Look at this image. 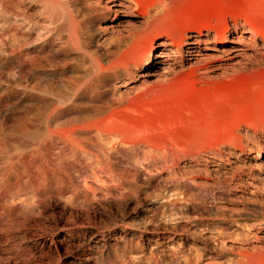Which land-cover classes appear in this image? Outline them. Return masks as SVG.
<instances>
[{
  "label": "bare ground",
  "instance_id": "6f19581e",
  "mask_svg": "<svg viewBox=\"0 0 264 264\" xmlns=\"http://www.w3.org/2000/svg\"><path fill=\"white\" fill-rule=\"evenodd\" d=\"M96 1L101 10L86 0H0V79L6 83L0 91L18 93L21 105L36 109L34 127L26 117L9 125L15 119L10 103H1L0 264L102 261L109 249L106 234L91 232L86 240L83 227L106 197L136 189L138 175L126 166L124 153L146 155L148 171L167 169L175 182L169 197L191 203L185 210L173 207L184 218L191 209L205 208L200 192L206 188L225 186L228 197L252 202L253 209L261 206L254 201L264 203V129L257 133L246 120L225 134L212 124L209 133L194 138L191 152L175 159L167 145L153 144L151 137L147 141V126L129 116L176 92L183 78L202 83L264 65V32L256 33L247 20L248 27L234 26L215 40L210 25L194 30L175 21L184 14L180 3L185 0ZM104 9L118 25L109 48L97 45L94 35ZM229 42L234 45L228 47ZM136 71L139 83L127 89L126 97L115 98L111 84ZM224 137L232 143L223 142ZM251 153L255 155L249 157ZM65 195L69 202L85 203L65 204L57 214L53 207ZM255 231L261 240L247 246L251 252L245 257L247 264H264V225ZM75 235L71 249L67 242ZM140 246L138 242L135 249Z\"/></svg>",
  "mask_w": 264,
  "mask_h": 264
},
{
  "label": "rangeland",
  "instance_id": "374dc122",
  "mask_svg": "<svg viewBox=\"0 0 264 264\" xmlns=\"http://www.w3.org/2000/svg\"><path fill=\"white\" fill-rule=\"evenodd\" d=\"M86 4L90 7H101L96 0H86ZM180 8L184 10V14L175 18L176 22L189 23L194 30L210 25L215 40L221 39L228 30L233 31L234 26L248 27L247 20L253 22L256 33L264 32V0H185L180 3ZM157 10H153L152 13ZM104 12V17L96 22L94 35L97 45L109 48L117 37L118 25L112 12L107 9H104ZM183 31L182 28L181 32ZM235 35L236 33H232L233 39H236ZM19 36V34L14 35V37ZM5 40L10 43L12 37L6 36ZM262 41L264 38L260 39V42ZM232 45L233 42L227 44L228 47ZM145 47V44L141 45L139 53ZM4 79V77L0 79V82H3L0 83V88L6 85ZM190 81L188 78L181 79L175 85L176 92L172 91V94L169 92L129 114L135 122L138 121L136 123L147 126L148 131L144 135L148 137H146L147 141H151L149 138L151 137L153 144L161 143V146L165 144V147L167 145V148L175 152L176 159L177 156L182 157L187 150L191 152L197 140L194 141V138L209 133L212 124L222 128L225 134L236 132L239 126L246 125V120L253 123L249 126L257 133L264 129V116H262L264 115V65L251 72L240 71L227 78H217L202 83ZM136 83H139L137 71L132 76H123L115 80L110 86L111 92L115 98L121 99L127 96V89L137 85ZM19 95L8 89L0 91V108L1 103L7 100L15 118L9 121V125H13L16 119L23 121L26 117L29 127L32 128L36 124V109L32 105H21L18 102ZM261 116V122L257 121ZM2 119L3 115L0 114V121ZM198 130H202L201 133ZM224 139L223 142L232 143L230 137L228 138L230 142L227 137ZM221 142L217 141L215 147ZM180 143L185 144L184 147L187 148L180 149L179 146H182L179 145ZM188 147L191 148L190 151ZM124 155L126 166L138 175L136 189L119 191L116 196L106 197L102 205L98 206L96 214L93 213L91 223L83 227L88 231L86 240L91 237V232H104L106 234L104 242L109 248L106 249L107 254L105 253L102 261L92 259L89 264L248 263L245 253L251 251L247 246L261 240L259 233H256L257 235L254 233L257 226L264 225V203L254 201V204L261 206L253 209L252 202L241 197H228L225 186L206 188L200 192L205 208L202 211L191 209L188 218H184L181 214H175L173 207L185 210L184 206L189 207L191 203L180 201L176 196L169 197L167 191L175 182L168 177L167 169L148 171L145 168L146 155L140 153L134 158L126 153ZM253 155L255 153H251L249 157ZM243 157H246V154H243ZM80 160L82 162L80 167L85 166V159L81 156ZM247 161L251 162V158H247ZM145 195L150 197L146 199ZM69 196L65 195L55 204L53 208L57 214L62 211V206L65 204L71 208L76 204L85 203L83 199L69 202L66 200ZM139 199L142 203H138ZM21 209L27 210L25 207ZM192 219L201 221L199 227L194 225ZM75 237L77 238L78 235L67 242L71 249L75 248L77 240ZM46 241L49 243L48 240ZM138 242L142 246L136 250ZM111 246L117 251H110ZM34 262L38 264L37 261ZM260 263L262 261L257 264Z\"/></svg>",
  "mask_w": 264,
  "mask_h": 264
}]
</instances>
